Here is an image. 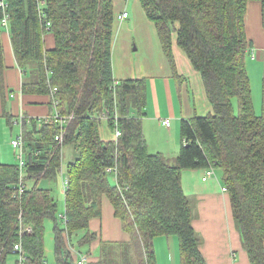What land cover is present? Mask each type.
<instances>
[{"label": "trees", "instance_id": "1", "mask_svg": "<svg viewBox=\"0 0 264 264\" xmlns=\"http://www.w3.org/2000/svg\"><path fill=\"white\" fill-rule=\"evenodd\" d=\"M7 1V29L24 68L23 92L47 94V115L56 107L63 116L72 115L63 143L72 146L76 156L65 172L64 221L57 215L53 191L40 185L61 172L63 154L55 141L59 123L44 122L41 118L47 115L34 117L22 109L27 189L19 190V163L0 162V264H10L12 255L20 264V252L26 264H44L46 219L54 221L57 264H78L71 247L76 239L81 245L96 238L89 222L101 214L104 196L130 240L103 243L100 264H156L159 235L178 237L182 264H205L181 174L210 166L221 170L252 262L264 264V97L258 113L247 68L245 15L250 0H140L173 66L172 38L177 34L213 105L212 113L182 121L186 143L172 158L148 151L142 127L146 82L123 80L115 85L114 0ZM259 1L264 24V0ZM3 16L0 6L1 74L6 67ZM50 32L53 48L45 43ZM104 122L114 134L118 126L121 135L103 139ZM108 167L116 169V178L106 173ZM27 226L32 233L21 235Z\"/></svg>", "mask_w": 264, "mask_h": 264}, {"label": "crops", "instance_id": "2", "mask_svg": "<svg viewBox=\"0 0 264 264\" xmlns=\"http://www.w3.org/2000/svg\"><path fill=\"white\" fill-rule=\"evenodd\" d=\"M114 4L116 13L112 47L114 78L117 81L139 79L146 82L142 127L148 151L175 157L180 153L183 144L182 121L213 112V105L208 98L202 75L193 66L187 53L178 45L176 33L172 38L175 66L172 65L163 49L158 29L148 18L140 0L120 2L116 0ZM124 12H128L129 15L120 19L118 16ZM245 27L250 40L247 68L252 83L255 109L260 113L264 97V24L261 1L248 2ZM5 32L6 67L3 73H0L2 145L5 144L4 141L8 143L5 131L10 132L12 137V131L18 130L16 127L18 125L12 123V119L22 109L25 108L34 117L47 115L50 110L47 94L23 92L24 68L18 64L15 57L10 31L5 30ZM45 43L48 48L55 46V38L51 32L45 34ZM27 77L29 80L32 76L29 73ZM255 97H258L257 102ZM164 119L171 120L170 126L163 123ZM101 135L105 140L115 139L106 122L102 125ZM16 137L11 139V144ZM70 147L73 151L67 165L76 156L73 147ZM2 155L7 157L11 152L2 150ZM62 158L65 157L62 155ZM2 163H15V161L6 160ZM63 169L62 166L61 171ZM205 172L204 168H196L184 169L181 174L184 192L193 205L192 224L200 237L199 248L205 264H254L244 245L240 226L233 213L230 195L224 190L221 170L215 169V175L207 178ZM66 174L62 176L61 181L59 176L52 180L44 179V187L47 188L54 187L60 182L65 206ZM111 180L113 182V179ZM65 213L61 214L63 219ZM89 226L90 230L96 233V238L90 243L81 245L80 239H76L74 244L77 247L76 245L71 247L72 256L75 260L78 259L77 263L86 257L85 264H100L103 243L114 244L130 240L129 233L124 230L122 221L116 215L115 207L107 196L103 197L101 214L91 218ZM171 238L166 235L155 238L156 264H169L172 248L177 250L178 264H182L178 237L177 240ZM172 240L176 247L171 244Z\"/></svg>", "mask_w": 264, "mask_h": 264}, {"label": "built area", "instance_id": "3", "mask_svg": "<svg viewBox=\"0 0 264 264\" xmlns=\"http://www.w3.org/2000/svg\"><path fill=\"white\" fill-rule=\"evenodd\" d=\"M0 6L3 8L4 10V16L1 20V23L3 25V27L8 31V26H9V20H10V14L7 12V8H8V1L7 0H0ZM128 16V12H124L122 14H120L118 17L120 19L125 18ZM117 80L115 81V85L117 84ZM53 93H55L57 91V88L54 87L53 88ZM56 104V103H55ZM105 115V113L103 114V116ZM109 115L107 114V116H105L104 119H108ZM25 114L22 112V110L20 111V113L15 116L12 120L14 122L15 125H18L21 128V133L12 140V145L17 149L18 151V163L20 166V175L24 176V168L26 166V159H25V152H24V134H23V123L25 121ZM72 118V115H68V116H63L58 110L57 107L55 108V111L51 114V115H47L42 117L41 119L44 122H52V121H57L59 123V132L58 134L55 136V140L57 142V146H59L62 149V153H63V148H64V138H65V133H66V125L69 122V120ZM163 123L167 126H170L171 124V120L170 119H164ZM116 125H118L116 123ZM118 126H116V132H115V139H117L120 135H121V131L117 128ZM184 143H186V140L184 139L183 141ZM106 173L110 174V173H114L115 178L117 177V171L115 168L113 167H108L106 170ZM206 177H210L212 175H215V168H213L212 166H210L209 168L206 169ZM64 187L65 190L68 187V179L66 177L65 182H64ZM27 189V183H25L24 180L20 181L19 184V190L20 192H24ZM224 190L226 191L227 189L224 188ZM66 220V217H64V221ZM33 228L32 226H27L25 229H23L21 231V235H26V234H30L32 233ZM21 244L16 245V248L21 250ZM25 257L23 255L22 252H20V257H19V261L20 264H26L25 263ZM87 258L83 257L78 264H85L86 263ZM46 264V262L44 263Z\"/></svg>", "mask_w": 264, "mask_h": 264}, {"label": "rangeland", "instance_id": "4", "mask_svg": "<svg viewBox=\"0 0 264 264\" xmlns=\"http://www.w3.org/2000/svg\"><path fill=\"white\" fill-rule=\"evenodd\" d=\"M116 1V0H114ZM119 2L121 0H118ZM132 9V7H131ZM257 98L255 97V100L257 102ZM255 106V105H254ZM18 128V130H13L12 131V137L10 135V132H6V136H7V140L8 143H6V141H4L5 144H1L0 142V162H5L7 161H15L18 162V156H17V149L11 144V139L13 137H16L19 133H20V127L16 126ZM3 134V131L0 130V136ZM2 150H4L7 153L11 152V155H8L7 157H4L2 155ZM72 149L70 146H64L63 148V157L62 158V166H63V171H61L59 173V181H61L62 176H64L65 172H66V166H67V162L70 160V155L72 153ZM65 170V171H64ZM25 176H20V180H24ZM34 182H30L29 187L33 185ZM41 186H45V182L44 180L40 183ZM50 188L53 190V194L56 196V201L59 205V210L57 215L59 217H61V214H63L64 212H66V206H65V202H64V192H62V190L60 189V182H57L56 186L51 187ZM57 216V217H58ZM60 221V220H59ZM54 221L52 219H46L45 220V260L47 261L46 264H57V258H56V252H55V240H54ZM171 239H176L177 237L175 235L171 236ZM171 244L173 246L176 247V244H174L173 240L171 242ZM171 261L169 264H178V258H177V250L175 248L171 249ZM10 259V264H16V260L17 257L15 255H12L9 257ZM164 264V263H163Z\"/></svg>", "mask_w": 264, "mask_h": 264}, {"label": "bare ground", "instance_id": "5", "mask_svg": "<svg viewBox=\"0 0 264 264\" xmlns=\"http://www.w3.org/2000/svg\"><path fill=\"white\" fill-rule=\"evenodd\" d=\"M37 120V119H36ZM56 141V140H55Z\"/></svg>", "mask_w": 264, "mask_h": 264}]
</instances>
